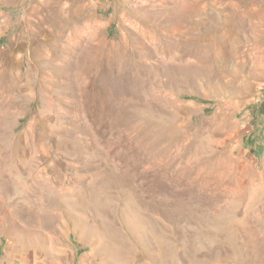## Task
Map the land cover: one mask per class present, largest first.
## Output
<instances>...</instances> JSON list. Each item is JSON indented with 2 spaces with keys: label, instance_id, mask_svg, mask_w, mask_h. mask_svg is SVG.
Segmentation results:
<instances>
[{
  "label": "rangeland",
  "instance_id": "374dc122",
  "mask_svg": "<svg viewBox=\"0 0 264 264\" xmlns=\"http://www.w3.org/2000/svg\"><path fill=\"white\" fill-rule=\"evenodd\" d=\"M0 264H264V0H0Z\"/></svg>",
  "mask_w": 264,
  "mask_h": 264
}]
</instances>
